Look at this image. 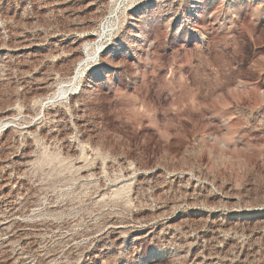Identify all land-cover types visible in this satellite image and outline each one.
Wrapping results in <instances>:
<instances>
[{
  "label": "rangeland",
  "instance_id": "374dc122",
  "mask_svg": "<svg viewBox=\"0 0 264 264\" xmlns=\"http://www.w3.org/2000/svg\"><path fill=\"white\" fill-rule=\"evenodd\" d=\"M0 264H264V0H0Z\"/></svg>",
  "mask_w": 264,
  "mask_h": 264
},
{
  "label": "bare ground",
  "instance_id": "6f19581e",
  "mask_svg": "<svg viewBox=\"0 0 264 264\" xmlns=\"http://www.w3.org/2000/svg\"><path fill=\"white\" fill-rule=\"evenodd\" d=\"M105 28V27H104ZM135 36H139V35H135ZM101 43V42H100ZM100 43H97V45H96V47L94 48V49H92V48H90V49H92L91 51H89L90 49H89V47H87V48H85V53H84V58L83 59H81L80 60V62H79V64H78V67H77V70L79 71L83 66H84V64H87V62L91 59V56H92V54H95V53H97L100 49H99V44ZM89 49V50H88ZM96 55V54H95ZM93 57V56H92ZM96 57V56H95ZM100 58V57H99ZM91 62V61H90ZM78 71L76 72L77 73V75H78ZM75 73V72H74ZM74 77H76V76H74ZM76 79V78H75ZM72 80V79H71ZM73 82L74 81H72V83L69 85V86H71L72 84H73ZM69 86H66V85H64V86H61L57 91V94L58 95H63L64 93H66L68 90H69ZM2 126V125H1Z\"/></svg>",
  "mask_w": 264,
  "mask_h": 264
}]
</instances>
